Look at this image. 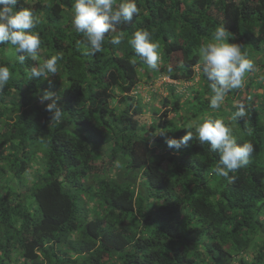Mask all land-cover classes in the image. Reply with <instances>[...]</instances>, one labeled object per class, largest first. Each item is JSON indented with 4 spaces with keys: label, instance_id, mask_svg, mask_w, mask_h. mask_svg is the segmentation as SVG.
<instances>
[{
    "label": "trees",
    "instance_id": "obj_1",
    "mask_svg": "<svg viewBox=\"0 0 264 264\" xmlns=\"http://www.w3.org/2000/svg\"><path fill=\"white\" fill-rule=\"evenodd\" d=\"M136 2L140 14L86 55L74 0H18L41 20L38 62L62 59L59 74L29 80L37 62L0 44L11 73L0 91V264H264V0ZM221 25L255 71L212 110L198 48ZM136 30L159 42L158 71L128 44ZM45 90L65 110L61 124ZM241 102L247 115L233 119ZM217 118L255 148L231 180L215 175L219 154L194 127L186 147L166 143Z\"/></svg>",
    "mask_w": 264,
    "mask_h": 264
},
{
    "label": "clouds",
    "instance_id": "obj_2",
    "mask_svg": "<svg viewBox=\"0 0 264 264\" xmlns=\"http://www.w3.org/2000/svg\"><path fill=\"white\" fill-rule=\"evenodd\" d=\"M18 0H0V44H10L19 53L17 60L24 64L26 60L36 61L27 72V79L47 80L59 74V61L62 53L51 55L43 62H38L42 40L39 32L34 31L41 23L29 7L17 9ZM136 0H74L72 5L71 24L74 30L82 34L83 39L77 41L86 55L102 52L106 34L114 32L116 26L131 23L140 14ZM231 33L224 25L217 27L210 40L198 48L199 63L202 74L210 82L213 95L209 108L219 110L225 103L227 94L244 86L246 75L255 71L254 62L242 51L241 45L230 42ZM125 40L123 33L112 37L110 43L120 45ZM128 44L147 65L149 69L159 70L162 59L160 44L153 39V33L148 30H136ZM136 61L133 60L132 63ZM173 69L169 66L168 71ZM11 78L8 66L0 65V91H3ZM50 90L43 91L41 101L51 102L46 105V111L51 113V122L61 124L65 120V110L58 104V97ZM233 119L244 118L247 115L243 102L235 105ZM200 145H209L212 152L219 154L215 167V175L231 180L230 173L245 168L250 163L255 151L251 142H238L232 128L223 119H204L195 124L185 125L187 133L179 138H169L166 143L176 150L186 147L194 137Z\"/></svg>",
    "mask_w": 264,
    "mask_h": 264
},
{
    "label": "rangeland",
    "instance_id": "obj_3",
    "mask_svg": "<svg viewBox=\"0 0 264 264\" xmlns=\"http://www.w3.org/2000/svg\"><path fill=\"white\" fill-rule=\"evenodd\" d=\"M167 81H170L171 79H169V78H165ZM163 81H162V79H159L158 81H156V87H160L161 89H160V91H163V92H166V94H167V91H165L164 89L165 88H162L161 86H160V84L162 83ZM143 88H145V89H147V90H149V89H151V86H149V87H146V86H143ZM157 90H158V88H155L154 89V92H157ZM159 92V91H158ZM148 97H150V95H148Z\"/></svg>",
    "mask_w": 264,
    "mask_h": 264
}]
</instances>
